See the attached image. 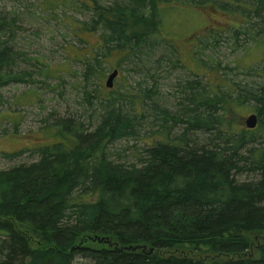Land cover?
Wrapping results in <instances>:
<instances>
[{
  "label": "trees",
  "instance_id": "16d2710c",
  "mask_svg": "<svg viewBox=\"0 0 264 264\" xmlns=\"http://www.w3.org/2000/svg\"><path fill=\"white\" fill-rule=\"evenodd\" d=\"M42 1L61 10L58 22L64 30L97 34L100 52L95 56L88 52L70 60L66 50V60L83 65V81L96 76L113 53L121 58L118 75L126 63L138 66L141 49L158 41L150 38L161 5L174 2L122 0L104 6L98 0H74L76 10L67 7L69 0ZM247 1L185 3L238 16L250 33L248 20L255 15L256 37L244 34L264 47V0ZM80 8L91 12L89 22L66 16ZM15 18L0 13V88L33 84L29 74L17 70L23 61L14 50ZM240 27L235 35L244 30ZM69 47L75 48L73 54L82 51L67 43L62 49ZM36 62L41 65L38 75L48 78V67ZM263 62L255 68L258 77L264 76ZM225 82L185 83L184 103L175 112L152 104V126L156 121L160 125L149 137L157 141L144 142L129 166L112 161L107 149L136 139L144 117L134 107L137 96L114 91V82L111 89L104 87L105 95L84 91L88 109L97 102L93 131L85 132L78 120L62 119L47 128L55 131V142L49 138L50 144L34 151L33 163L0 171V264H75L76 259L85 264H264V84L246 89L229 81V89L220 90ZM123 98L131 99L134 113L122 111ZM250 106L257 116L252 130L242 123ZM174 129L179 134L170 136ZM95 237L108 238L111 245L90 240ZM136 246L145 252L120 250Z\"/></svg>",
  "mask_w": 264,
  "mask_h": 264
},
{
  "label": "rangeland",
  "instance_id": "374dc122",
  "mask_svg": "<svg viewBox=\"0 0 264 264\" xmlns=\"http://www.w3.org/2000/svg\"><path fill=\"white\" fill-rule=\"evenodd\" d=\"M98 1L108 6L113 1L122 0ZM172 1L175 3L161 5L160 18L154 22L155 32L150 39L158 41H153V45L148 46V49H141V55H138L141 63L138 66L135 61L122 65V72L114 81V91L120 88L127 95L137 96L134 107L136 112L141 109L144 116L139 120L143 126L140 127L136 139L120 140L107 149L112 161L127 166L136 163L135 155L137 150L144 147V142L150 144L153 139L157 141L156 136L149 137L150 131H158L160 125V122L156 121L155 126H152V104L162 110L175 112L184 103L183 99L187 94L184 90L185 83L199 80L211 85L214 82L220 83V79L222 81L224 78L228 82L222 84L220 90L226 87L229 89V81L239 83L241 88L246 89H255L264 84V76L258 77L255 71V68L259 67L257 64L264 60V47L253 43L249 34H244L249 32L245 30L249 29V26H245L244 20L219 12L216 7L212 8L210 5L196 8L193 4L185 3L186 0ZM248 1L252 3V0ZM67 7L74 9L77 4L74 0H69ZM0 13L9 18L16 17L17 46L14 50L22 53L20 59L23 61L17 70L29 74L33 80V84H9L0 88L1 171L33 163L37 159L34 151L46 143L50 144L49 138H55V131L48 133L50 130L47 128L62 119L78 120L82 127L86 128L85 132L93 131L99 115V111L95 109L97 102H94V108L88 109L83 104V92L96 90L98 94L105 95L107 91L104 81L112 70L118 69L121 58L120 54H111L100 65L96 76L83 81V65L66 60V53L70 52L68 59L73 55L84 57L88 52L93 57L94 53L100 52L97 47L100 44L97 34L81 35L75 27L71 29L70 34L71 30H64L58 22L61 10L47 8L42 0H0ZM66 16L72 21L87 23L91 12L80 8L76 13L69 11ZM248 21L251 25L249 33L255 35L258 19L251 15ZM239 26L244 30L235 35ZM262 35L264 37V34ZM66 43L67 46L72 44L82 51H75L73 54L74 47L63 50ZM36 59L50 70L48 78L38 75L41 65ZM200 61L205 62L207 66L202 68ZM262 65L264 67V62ZM230 89L237 90L232 86ZM145 94L150 98H144ZM123 99L119 102L122 111L134 113V107L133 112L129 108L131 99ZM251 109V106L247 108L242 118L256 114ZM171 125L172 123H168V126ZM177 132L178 129H174L170 136L179 134ZM191 135L194 139V134ZM15 153L20 154L3 156ZM74 263L85 264L86 261L76 259Z\"/></svg>",
  "mask_w": 264,
  "mask_h": 264
},
{
  "label": "water",
  "instance_id": "95a60500",
  "mask_svg": "<svg viewBox=\"0 0 264 264\" xmlns=\"http://www.w3.org/2000/svg\"><path fill=\"white\" fill-rule=\"evenodd\" d=\"M117 76H118V71L116 69L112 70L111 73H109L105 79L104 87L106 89H111L113 87V82ZM243 125L248 130L254 129L257 125V116L255 114H251V115L243 118ZM90 240L96 241L98 243L103 242L109 246L111 245L110 240L108 238L95 237V238H91ZM120 250L132 251V252L141 251L142 253H144L146 248L143 246H136V247H124ZM152 251H153L152 249H149V253H151Z\"/></svg>",
  "mask_w": 264,
  "mask_h": 264
}]
</instances>
